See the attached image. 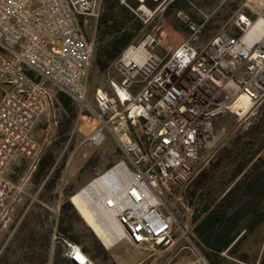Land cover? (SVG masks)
I'll list each match as a JSON object with an SVG mask.
<instances>
[{"label": "built area", "instance_id": "2783aa9c", "mask_svg": "<svg viewBox=\"0 0 264 264\" xmlns=\"http://www.w3.org/2000/svg\"><path fill=\"white\" fill-rule=\"evenodd\" d=\"M136 1L138 6L129 8L147 31L110 63L112 75L95 90L92 109L89 76L98 42L96 34L86 36L84 22L98 20L102 0H0V226L10 221L18 195H27L30 205L39 202L57 166L36 195L26 193L44 155L35 128L54 105L52 89L81 111L92 109L100 126L89 137L91 144L103 143L106 131L117 137L122 159L87 187L108 177L98 198L101 209L122 229L118 240L139 247L173 243L178 222L165 195L193 181L201 151L218 139L216 122L228 114L249 117L264 102V8L256 18L236 13L228 27L202 43L212 15L188 1L199 19L177 13L189 36L162 57L164 32L148 28L165 2ZM259 20L263 26L255 29ZM240 96L251 102L242 117L231 110ZM17 161L29 164L20 181L10 176ZM52 241L64 246L62 257L72 264H94L60 233L54 232ZM183 264L210 263L199 251Z\"/></svg>", "mask_w": 264, "mask_h": 264}, {"label": "rangeland", "instance_id": "374dc122", "mask_svg": "<svg viewBox=\"0 0 264 264\" xmlns=\"http://www.w3.org/2000/svg\"><path fill=\"white\" fill-rule=\"evenodd\" d=\"M163 1L165 10L157 15L148 28L150 30L152 27H158L164 32V47L158 49V54L162 57L167 54V50H173L189 36L177 13L183 10L199 19L189 8L187 1L193 2L204 13L212 15L200 38L202 43L209 41L219 30L228 27L236 13H245L256 18L260 8H264L263 0H179L176 3L175 0ZM130 24L133 26L134 22ZM96 25L95 19L85 20L84 29L89 39L96 34ZM145 31L147 30L138 32L137 39ZM97 42L89 76L88 101L92 109L95 90L98 87H105L108 76L112 75L109 66L103 71L100 70L98 59L105 42L101 43L99 40ZM52 91L55 95L54 105L38 122L35 137L43 146L44 155L49 153L54 155L56 168L64 165L61 177L53 191L43 190L39 193V202L30 205L27 195L17 196L10 221L0 226V264H72L62 257L64 246L52 241L54 232H60L62 204L65 201L70 202L74 194L86 188L123 157L117 137L108 131L103 143L100 145L90 143L89 137L100 126L92 109L81 111L73 101L69 103L65 97H58L60 93L53 89ZM246 109L237 115L242 117L249 110ZM255 124L260 125L262 133L257 140L248 134ZM215 130L218 139L201 151L195 165L193 181L187 187H173V196L169 193L165 195L166 203L178 222L172 244L139 247L122 239L113 247L106 248L80 215V220L73 223L79 242H72L78 244L94 264H183L195 259L200 249L193 234V216L199 200L209 189L196 187V177L202 172H207L216 183L228 178L235 164L247 150L248 143L255 140L257 146L262 144L264 102L256 106L249 117L240 119L228 114L220 118L215 124ZM17 163L18 161L10 170V176L14 181H20L29 174V164L21 162L20 165H16ZM38 186L33 175L25 185L26 193L36 195ZM72 206L74 207L73 204ZM54 210L58 213H54Z\"/></svg>", "mask_w": 264, "mask_h": 264}, {"label": "trees", "instance_id": "16d2710c", "mask_svg": "<svg viewBox=\"0 0 264 264\" xmlns=\"http://www.w3.org/2000/svg\"><path fill=\"white\" fill-rule=\"evenodd\" d=\"M122 1V4H121ZM179 0H175V3ZM188 5V1H187ZM102 11L97 20L96 36L99 42L104 43L98 59L100 70H105L114 61L120 52L131 42L137 39V33L145 27L142 22L132 13L129 7L138 6L136 0H102ZM134 22L133 26L130 24ZM60 98L72 100L64 93H60ZM253 139H259L262 135L259 124L253 125L248 133ZM241 160L235 164L228 178L219 181V188L229 187L230 182L236 177L251 179L246 184H235L227 191V195L240 192V187H244L243 192H260L264 188L261 179L264 178V141L261 145L256 142H249L247 150L244 151ZM55 160L52 153L46 154L41 158L39 166L34 173V181L41 184L49 175ZM63 164L50 174L44 185L46 192L53 191L58 179L61 176ZM196 187L209 188L202 195L197 205L196 213L193 216V234L203 255L211 264V257L216 251H220L221 245L229 242V229L221 232L217 237L214 225L217 220H222L224 216L216 218L215 209L212 207L216 199L217 183L207 172H202L196 177ZM62 215L59 222V233L71 241L79 242V237L75 232L74 222L79 221L80 217L77 210L69 201L62 204ZM227 221L230 220L228 216ZM227 240V241H226ZM207 249V250H206ZM87 251V250H86ZM213 264V263H212Z\"/></svg>", "mask_w": 264, "mask_h": 264}, {"label": "crops", "instance_id": "0c3cea01", "mask_svg": "<svg viewBox=\"0 0 264 264\" xmlns=\"http://www.w3.org/2000/svg\"><path fill=\"white\" fill-rule=\"evenodd\" d=\"M21 162L18 161L16 165ZM244 180L240 176L236 177L225 188H219L217 182L216 199L212 207L216 218H224L217 220L214 228L217 237L229 229L230 241L222 244L220 251L212 255L211 264H264V188L257 193L243 192L242 186L240 192L227 195V191L235 184L243 185L251 179ZM261 180L264 185V178ZM228 216L229 221L226 219ZM29 250L31 252V246Z\"/></svg>", "mask_w": 264, "mask_h": 264}, {"label": "bare ground", "instance_id": "6f19581e", "mask_svg": "<svg viewBox=\"0 0 264 264\" xmlns=\"http://www.w3.org/2000/svg\"><path fill=\"white\" fill-rule=\"evenodd\" d=\"M262 26L263 21L259 20L255 24V29H260ZM246 108H251V102L244 96L238 97L231 106V110L236 114L245 112ZM107 178L103 177L74 194L70 198V202L103 245L106 248H111L118 242L119 237L124 236V233L112 215L103 213L100 201H98V198L103 196L106 190Z\"/></svg>", "mask_w": 264, "mask_h": 264}]
</instances>
